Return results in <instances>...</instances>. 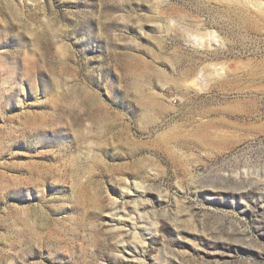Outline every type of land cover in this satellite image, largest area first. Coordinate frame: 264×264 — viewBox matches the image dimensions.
I'll return each instance as SVG.
<instances>
[{
	"label": "rangeland",
	"instance_id": "rangeland-1",
	"mask_svg": "<svg viewBox=\"0 0 264 264\" xmlns=\"http://www.w3.org/2000/svg\"><path fill=\"white\" fill-rule=\"evenodd\" d=\"M0 264H264V0H0Z\"/></svg>",
	"mask_w": 264,
	"mask_h": 264
},
{
	"label": "bare ground",
	"instance_id": "bare-ground-1",
	"mask_svg": "<svg viewBox=\"0 0 264 264\" xmlns=\"http://www.w3.org/2000/svg\"><path fill=\"white\" fill-rule=\"evenodd\" d=\"M115 205H118V204L116 203ZM126 208H127V207H125V206H122V207L117 206V207H116V209H118V210H123V211H126ZM117 224L120 225L121 222H119V223H117ZM133 226H134V225H133ZM134 237L136 238V234H135Z\"/></svg>",
	"mask_w": 264,
	"mask_h": 264
}]
</instances>
